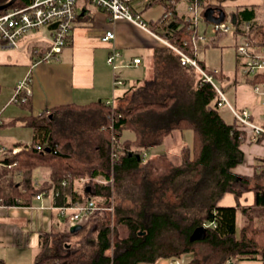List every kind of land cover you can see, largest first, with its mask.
<instances>
[{
    "label": "trees",
    "instance_id": "trees-1",
    "mask_svg": "<svg viewBox=\"0 0 264 264\" xmlns=\"http://www.w3.org/2000/svg\"><path fill=\"white\" fill-rule=\"evenodd\" d=\"M8 1L0 0V5ZM162 1L170 15L165 17L164 12L150 25L152 31L192 53L198 28L187 22V13L176 10L181 0ZM201 1L206 22L211 21L205 11L215 8L214 14L219 16L221 10L224 20L236 17V33L244 32L246 21L253 30L257 26V5L229 12L221 1ZM31 2L15 0L10 7ZM36 56L38 61L41 55ZM239 62L237 58L236 72ZM150 63L151 75L118 96V105L103 100L60 104L0 124L22 120L33 131L30 146L15 142L9 147L21 146L17 154L0 156L5 163L16 162L0 167V204L33 205L36 196L51 187L58 193L56 206L102 198L96 202L100 208L79 230L43 233L31 264H140L163 258L181 264H225L230 258L264 262V188L254 187V203L242 205L239 198L251 188L250 177L234 171L244 162L242 145L252 141V135L236 120H225L216 88L202 76L196 78V69L182 65L171 47H156ZM221 73L215 75L218 81ZM189 129L193 141L187 157L166 174L152 176L145 169L144 149L160 144L174 130ZM126 130L134 133V139H123ZM41 167L50 169V180L37 185L34 171ZM84 177L89 181L78 193L76 182ZM99 177L104 182H98ZM228 192L234 194L236 205L219 203ZM164 199L172 200L171 205L162 204ZM240 214L243 224L238 229ZM120 226H125V236H120ZM202 226L204 237L193 239L195 229ZM0 264L7 263L0 258Z\"/></svg>",
    "mask_w": 264,
    "mask_h": 264
},
{
    "label": "crops",
    "instance_id": "crops-1",
    "mask_svg": "<svg viewBox=\"0 0 264 264\" xmlns=\"http://www.w3.org/2000/svg\"><path fill=\"white\" fill-rule=\"evenodd\" d=\"M150 1L152 0H139L135 3V8L142 13L146 22L147 28L144 29L123 19L111 21L106 11L88 0H80L78 18L74 23L68 44L63 48L58 60L36 61L37 54L32 51L31 46L26 41H22L20 47L16 49H0V66L5 71H16L18 81L24 79L27 75L31 77L32 94L25 102L30 114H22L13 118L37 115L43 111L48 112L49 109L60 104H88L98 100L112 104H115L116 101L120 102L116 99L118 96H122L128 89L137 85L138 79H144L151 75L150 56L156 47L164 45L161 40L162 37L154 33L150 25L152 26L163 16L166 4L162 0H155L156 2L153 4ZM183 1V4L180 1L177 3L176 10L179 13L186 14L188 1ZM209 2L218 3L219 1L206 0L205 4ZM179 3L180 6H178ZM156 4L161 7L159 9L154 7ZM263 4V0H221V5L226 10L228 8L227 11L229 12L237 6H258L257 26L254 30L252 29L253 36L257 39H264V16L259 15V9ZM204 8H202V14ZM228 21L235 25L236 17L232 16ZM207 23L211 24L212 22ZM108 30L114 31L116 38L112 41H103L102 36ZM207 30L206 27L203 31L207 33ZM234 31L232 32L234 35L232 46L234 48L233 76L235 77L238 67L235 45L239 40L240 33ZM224 36L225 34L220 35L214 39L212 44L206 47L219 46L218 41ZM114 48L121 53V56L116 59L117 68L108 63V57ZM200 55L198 56L199 60L204 63L207 70L218 68L220 71L227 73L223 65L209 69ZM136 58L140 59L137 64L134 62ZM138 74L141 75L138 76ZM116 79H120L122 83L117 84ZM246 80L251 83L250 79ZM235 83L238 84L237 81L231 83L234 88L236 87ZM120 86L123 87L120 88ZM221 87L223 88V86ZM257 96L262 101V97ZM241 107L240 109L251 111L257 122H264V109L261 102L259 110L252 106L250 108L246 105ZM5 111H0L1 117ZM228 112L232 114L228 107L220 108L222 116L227 122L231 123L235 118L233 116L231 119H227L225 113L228 114ZM174 132L175 130L172 134ZM134 137L135 135L131 139H134ZM0 143L9 147L15 142L4 143L0 141ZM242 148L245 152V160L234 171L250 177L249 187L251 188L246 190L239 198L242 205H250L254 203L255 193L253 188L256 186L264 188V138L260 142L247 141L242 145ZM42 168L46 167H41L40 170ZM47 170L48 176H45L41 181L38 179L39 171L36 177L34 176L37 185L44 181L49 182L50 169L47 168ZM78 184L79 181L76 182L75 187L78 193H81ZM46 190L48 194L41 200L36 199L33 205L0 204V258H3L7 264H25L22 262L25 261V257L34 261L40 251V236L43 233L70 229L67 218L59 214V210L56 208L58 206L54 204L55 195H51L54 191L53 187ZM219 203L221 205H236L237 199L234 194L228 192L224 194ZM25 251L26 253H23ZM14 252L15 257L12 256ZM170 259L169 264H175L176 262L181 264L177 259ZM140 264L157 263L143 262ZM235 264H264V262L259 259H240L235 260Z\"/></svg>",
    "mask_w": 264,
    "mask_h": 264
},
{
    "label": "built area",
    "instance_id": "built-area-1",
    "mask_svg": "<svg viewBox=\"0 0 264 264\" xmlns=\"http://www.w3.org/2000/svg\"><path fill=\"white\" fill-rule=\"evenodd\" d=\"M79 1L32 0L31 3L22 7H8L1 10L0 49H16L20 47L22 41H26L34 53L41 55L38 61L58 60L63 48L68 44L74 23L78 18ZM88 1L106 11L111 21L123 19L141 28H147L142 13L135 8V3L139 0ZM202 8L201 0H190L187 5L186 20L191 26L197 27L198 31L199 23L203 19ZM168 15H170L169 10L165 12L164 16L167 17ZM53 24H56V26L50 28ZM211 24L214 35L228 34L235 30V25L228 20L212 22ZM243 29L244 32L239 34V40L235 45L236 54L240 60L239 72L242 76L250 79L254 92L262 97L261 105L264 109V39H257L253 36L252 23L250 21L244 22ZM115 38L116 34L112 30L106 31L102 36L103 41H112ZM161 40L180 55L182 65L195 68L204 81L210 82L216 88L220 96L218 107H228L235 120L248 130L254 141L264 136V122H257L253 113L248 109L238 110L229 101L223 88L217 83L215 74H218L220 69L214 68L211 72H208L201 66L198 57L200 50L212 43V36H208L205 31H199L197 35L193 36L192 45H190L192 53L173 45L166 39L161 38ZM120 56V51L114 48L108 57V63L117 68L116 59ZM134 62L137 64L140 59L136 58ZM116 83L120 84L122 81L116 79ZM31 94V77L27 75L15 85L10 102L25 103ZM27 145L30 146L31 142L27 143ZM35 146L40 148L39 144H35ZM21 148V146L10 148L0 143V156L3 157L6 154L15 155ZM13 165H16V162L9 164L3 162V160L0 161L1 168L12 167ZM65 183L64 181L63 184ZM47 194V190H44L36 197L41 200ZM51 195H58V193L52 191ZM56 208H58L61 216L67 218L69 227H72L76 224H83L100 207L94 199L89 198L87 201L77 199L69 205H61ZM225 264H235V261L230 258Z\"/></svg>",
    "mask_w": 264,
    "mask_h": 264
},
{
    "label": "rangeland",
    "instance_id": "rangeland-1",
    "mask_svg": "<svg viewBox=\"0 0 264 264\" xmlns=\"http://www.w3.org/2000/svg\"><path fill=\"white\" fill-rule=\"evenodd\" d=\"M216 1V0H215ZM219 2L221 0H218ZM181 4L184 3V1H180ZM202 2V1H201ZM180 6V3L179 5ZM154 7H157L158 9L161 7L160 5L156 4ZM227 10H229L227 8ZM259 15L262 17L264 16V4L259 9ZM262 19V18H261ZM200 31H203L204 28H208L207 35L212 36V43L214 39H216L218 36H215L213 33V28L210 23H207L206 21L201 20L199 23ZM224 35V34H221ZM234 35L233 33L225 34L224 37L221 38L220 41H218L219 46H209L205 47L200 50V56L201 59L205 61L207 67L209 69L214 67L222 66L224 67L225 72L222 71L220 75V81H217V83L221 86H223L224 91L229 99V101L236 106L238 110H241V106H247L248 108L255 107L256 110H259L260 107V98L253 92V89L251 87V83L247 82L240 72L239 69L237 73L234 75V69H233V60H234V51H233V44H234ZM216 41V40H215ZM224 63V64H223ZM206 69V68H205ZM207 70V69H206ZM208 72H211V70H208ZM219 72V73H220ZM141 75V74H140ZM138 74V76H140ZM194 75L196 78L200 77L201 74L194 70ZM218 76L219 74H215ZM137 76V75H136ZM216 78V77H215ZM233 81H237L238 84L235 83L236 87L234 88L231 83ZM0 82L2 89L0 91V111L3 112V116L1 117L2 122H8L10 119H12L14 116L22 115V114H30L28 106L25 105V103H14L10 102L9 99L11 97V94L14 92L15 85L19 82L17 80V72H7L0 66ZM123 86H120V88ZM6 102H8L6 104ZM119 102H115V105H118ZM250 104V105H249ZM5 106V108H4ZM222 108V107H221ZM28 111V112H27ZM225 116L227 119H231L233 115L228 112L225 113ZM33 131L32 128L27 126L22 120H19L16 122V124L12 125H0V141L4 143H12L16 141H21L24 143H29L32 140ZM7 136V137H4ZM134 136L133 132L130 130H126L123 134V139L125 138H132ZM264 137V136H262ZM261 137V138H262ZM122 139V140H123ZM193 141V131L192 130H185L183 132H180V130H175V132L172 134L167 135L164 140L157 145L151 146L149 150H144V162L146 163V170L152 175V176H161L166 174L173 165H178L183 162L185 156L187 157L191 145ZM125 142V141H122ZM127 143H131L132 141H126ZM125 142V143H126ZM188 148V149H187ZM40 170L37 169L34 171V176L36 177L37 172ZM45 176H48V170L47 168H42L38 172V179L40 181L45 178ZM19 177V176H18ZM89 181L88 177H84V179H81L79 181L78 187L82 191L87 182ZM98 182L102 183L104 182V177H99L97 179ZM115 187V186H114ZM114 199L113 204H116L119 202V197L117 196V193H114ZM118 197V198H117ZM102 198L98 197L97 199H94L95 202L101 201ZM172 200H166L164 199V202L162 204H170ZM128 203L126 202L125 205ZM112 209V208H111ZM93 215V214H92ZM90 215L88 219L92 216ZM85 220L83 224L88 221ZM243 224V218L240 214L238 216L237 220V226L238 229ZM119 234L120 236L126 235V228L125 226L119 227ZM11 253V252H10ZM23 253H26L23 252ZM12 254V253H11ZM15 257V252L12 255ZM25 264H31L33 263V259H28V257H25ZM171 259H160L156 263L157 264H169Z\"/></svg>",
    "mask_w": 264,
    "mask_h": 264
},
{
    "label": "water",
    "instance_id": "water-1",
    "mask_svg": "<svg viewBox=\"0 0 264 264\" xmlns=\"http://www.w3.org/2000/svg\"><path fill=\"white\" fill-rule=\"evenodd\" d=\"M14 2H15V0H9L8 2H6L4 4H1L0 10H3V9L10 7ZM216 11L217 10L215 8H208L205 11L204 16L206 17L207 20H209L211 22L223 21L224 16H223V13L221 12V10H220L219 16L214 14ZM55 26H56V24H53L50 26V28H53ZM80 228H82V224H76V225H73L72 227H70L69 230L73 232V231L79 230ZM204 235H205V227L202 226V227H198L197 229H195V231L193 232L192 238L193 239H199V238H203Z\"/></svg>",
    "mask_w": 264,
    "mask_h": 264
},
{
    "label": "bare ground",
    "instance_id": "bare-ground-1",
    "mask_svg": "<svg viewBox=\"0 0 264 264\" xmlns=\"http://www.w3.org/2000/svg\"><path fill=\"white\" fill-rule=\"evenodd\" d=\"M205 18V17H204ZM173 264V263H172ZM175 264H178L177 262Z\"/></svg>",
    "mask_w": 264,
    "mask_h": 264
}]
</instances>
